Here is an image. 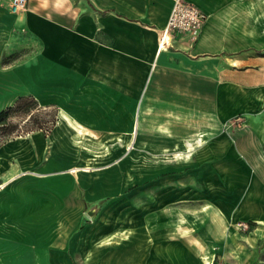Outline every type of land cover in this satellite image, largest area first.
Masks as SVG:
<instances>
[{
  "label": "crops",
  "instance_id": "obj_1",
  "mask_svg": "<svg viewBox=\"0 0 264 264\" xmlns=\"http://www.w3.org/2000/svg\"><path fill=\"white\" fill-rule=\"evenodd\" d=\"M185 1L159 50L173 0H0L6 101L54 113L0 144V264H264V0Z\"/></svg>",
  "mask_w": 264,
  "mask_h": 264
},
{
  "label": "built area",
  "instance_id": "obj_2",
  "mask_svg": "<svg viewBox=\"0 0 264 264\" xmlns=\"http://www.w3.org/2000/svg\"><path fill=\"white\" fill-rule=\"evenodd\" d=\"M26 7V0H9V10L18 14ZM206 20V15L194 4L185 0H173V4L165 27L160 31L158 38V49L164 50L170 46L173 37L186 36L189 43H194L201 32ZM237 226L246 230L245 223Z\"/></svg>",
  "mask_w": 264,
  "mask_h": 264
},
{
  "label": "rangeland",
  "instance_id": "obj_3",
  "mask_svg": "<svg viewBox=\"0 0 264 264\" xmlns=\"http://www.w3.org/2000/svg\"><path fill=\"white\" fill-rule=\"evenodd\" d=\"M5 39L0 38V111L5 109L8 106H12L16 101H6V95L7 90L9 86L4 81L5 76L3 77V73L5 72V68L8 65L14 64L16 61H19V47L12 46L11 52L7 51V43L5 42ZM8 74V73H7ZM5 74V75H7ZM3 79V80H2ZM9 93V91H8ZM28 107L27 105L25 108ZM50 108L44 107V108H38L34 109L32 111V116H25L23 115V112L21 111H14L10 113L7 117V121L9 125L7 127L0 128V140L1 142H4L8 140L9 138L19 136V134L29 132L34 130L38 127H46L50 120L53 119L54 113L52 110H49ZM31 116V117H30ZM9 130V131H8ZM8 131V133H7ZM4 132V133H3ZM247 225V224H246ZM249 229V226L247 225V229ZM245 231V230H244ZM257 264V263H255Z\"/></svg>",
  "mask_w": 264,
  "mask_h": 264
},
{
  "label": "trees",
  "instance_id": "obj_4",
  "mask_svg": "<svg viewBox=\"0 0 264 264\" xmlns=\"http://www.w3.org/2000/svg\"><path fill=\"white\" fill-rule=\"evenodd\" d=\"M26 105L28 107L25 108ZM35 108H36L35 103L32 100H30L29 98H20V99L18 98L12 106H8L5 109L0 111V128L3 129V127H7L9 125V123L7 121V117L10 113H12L14 111H21V112H23V115H25V116L26 115L32 116V114H33L32 111ZM38 128L43 129V127H41V126ZM8 131H7V133H8ZM1 141L2 140H0V144L2 143Z\"/></svg>",
  "mask_w": 264,
  "mask_h": 264
}]
</instances>
